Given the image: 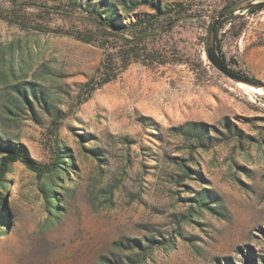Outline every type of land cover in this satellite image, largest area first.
<instances>
[{"label":"rangeland","instance_id":"rangeland-1","mask_svg":"<svg viewBox=\"0 0 264 264\" xmlns=\"http://www.w3.org/2000/svg\"><path fill=\"white\" fill-rule=\"evenodd\" d=\"M23 1H76L125 22L152 12L148 0ZM30 18L28 28L0 19V138L49 163L52 117L73 110L60 131L68 171L39 179L12 165L0 186V264H264V93L211 64L205 28L167 39L185 63H134L75 107L102 50L34 28L77 30L80 21ZM245 21L223 53L264 89V9Z\"/></svg>","mask_w":264,"mask_h":264},{"label":"trees","instance_id":"trees-1","mask_svg":"<svg viewBox=\"0 0 264 264\" xmlns=\"http://www.w3.org/2000/svg\"><path fill=\"white\" fill-rule=\"evenodd\" d=\"M146 2L152 8L151 13L138 15L135 20L125 22L111 9L103 12L83 7L76 1L50 6L23 0H0V19L22 28L30 27V17L33 14L43 19L59 15L85 24L84 28L77 30L34 27L37 30L73 37L102 50L103 58L96 74L84 84L77 96L75 107H80L90 100L96 91L115 81L134 63L147 67L185 63L178 48L170 46L167 40L179 27L187 28L196 24L197 27L205 28L200 34V40L206 51L215 40L214 51L217 59L232 69L231 61L223 53L224 38L228 34L239 38L247 28L246 14H257L264 9V3H255V0H225L223 5L216 8L209 6L206 0H185L169 5H162L153 0ZM234 71L243 75L251 84L262 86L260 81L248 74L240 70ZM19 92L29 101L24 91L19 89ZM32 93L35 96L34 90ZM72 113L73 110L65 113L61 111L52 117L47 130V145L51 155L49 163L43 164L34 160L25 146L9 140L5 142L0 138V149L5 153L0 162V186L16 162L23 163L39 179L47 175L57 179L63 171H68L62 166L66 163L67 155L61 145L60 131ZM44 192L46 198L56 204L57 199L53 191ZM3 210L4 206L0 204V221L3 218Z\"/></svg>","mask_w":264,"mask_h":264},{"label":"water","instance_id":"water-1","mask_svg":"<svg viewBox=\"0 0 264 264\" xmlns=\"http://www.w3.org/2000/svg\"><path fill=\"white\" fill-rule=\"evenodd\" d=\"M216 45L215 40L212 43V46L208 49L207 55L209 58V61L211 64L217 68L220 72L225 74L226 76L230 77L231 79L242 81L245 83H250L246 78H244L243 75L237 73L236 71L232 70L229 66L223 65L220 63V61L217 59L216 53L214 51V47Z\"/></svg>","mask_w":264,"mask_h":264},{"label":"bare ground","instance_id":"bare-ground-1","mask_svg":"<svg viewBox=\"0 0 264 264\" xmlns=\"http://www.w3.org/2000/svg\"><path fill=\"white\" fill-rule=\"evenodd\" d=\"M240 84L245 86V87H248V88L252 89L255 93H258V94H263L264 93V89L261 88V87H252V86L244 84V83H240Z\"/></svg>","mask_w":264,"mask_h":264}]
</instances>
